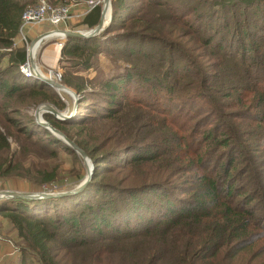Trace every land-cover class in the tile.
I'll return each instance as SVG.
<instances>
[{
  "label": "trees",
  "instance_id": "16d2710c",
  "mask_svg": "<svg viewBox=\"0 0 264 264\" xmlns=\"http://www.w3.org/2000/svg\"><path fill=\"white\" fill-rule=\"evenodd\" d=\"M110 5L98 35L67 36L60 51L73 118L42 114L90 160V179L74 194L0 200L17 238L5 264H264V0ZM28 6L0 0V179L56 185L61 152L75 188L82 157L31 113L67 106L20 70ZM101 12L74 27L93 29ZM101 57L112 69L86 78ZM187 106L201 117L183 121Z\"/></svg>",
  "mask_w": 264,
  "mask_h": 264
},
{
  "label": "rangeland",
  "instance_id": "374dc122",
  "mask_svg": "<svg viewBox=\"0 0 264 264\" xmlns=\"http://www.w3.org/2000/svg\"><path fill=\"white\" fill-rule=\"evenodd\" d=\"M34 2H35L34 0H29V5L33 6ZM85 32H87V30H85ZM89 32L90 31H88L87 33H89ZM45 41L41 45V48L46 43L54 42V41H56V39L55 38H50V39H46ZM40 51H41V49H40ZM39 57H40L39 54H37L36 55V59H35V62H36L37 65L40 64ZM48 62H49L50 65H53V62L51 60H48ZM3 63H4V65H6L7 61L5 60ZM39 66H40V69L43 71L44 69L41 67V65H39ZM57 66H58V64L56 65V67ZM59 66H60V64H59ZM112 66L113 65L111 63V60H109V58L101 57L100 58V65H99V68L97 69V71H93L92 69L89 70L86 73V78H92L98 72H99V74H105V73H107V71L112 69ZM37 75H39V74H34L31 77H35L36 79H38ZM62 75H63V73H62ZM26 77H28V76H26ZM60 84L62 85V83H60ZM62 86H63V88L69 90L70 92H72V93L74 92L69 87H65L64 85H62ZM53 89H55V88H53ZM64 91L65 90H63V91L60 90V93L57 92V91L56 92L59 94V96L62 98V100L66 102L67 109H65L63 111H58V110H56L54 108L60 115L64 116V117L63 116L62 117L61 116L58 117L59 119H62V120L63 119L73 118V116L75 114V109L77 107V101L73 98V96L65 93ZM41 107H42V105L37 107L33 111H31V113L33 114V117L35 119H37V117H38V118L42 119L43 122H46V121H44V119L42 117L41 111H39V109ZM179 113H180L181 119L183 121H191L192 118H194V117H196V118H200L201 117L200 113L197 110H195V109H193V108H191L189 106H187L186 109H184V110L182 109L181 111H179ZM208 127H209V125L207 123H205V125L203 126L202 129L203 130L204 129H208ZM83 162H84V160H83ZM52 165L58 166L59 170L61 171V174H60L61 180L56 185H45V186L42 185L41 187H35V186L31 185V184L29 185L26 182V180H15L13 182L12 181H7L6 182L5 180L0 179V184L2 186V189L4 191H7V192L29 193V194H39L40 192H44V194L45 193L47 194V193H50V192L51 193H60L61 194V193L72 191L75 184L71 185V184H67V182H66L68 180L67 177H68L69 173L73 172L76 169V166H75V164L73 162L72 156L60 152L59 153L58 164H57V162H53ZM69 189H72V190H69ZM8 242H10V244L14 247V243L17 242V238L11 233V228L9 227V225L5 221H1L0 222V264H5V263L9 262L10 258L13 256V255H11V256L8 257V255L11 254V253H5V252L2 251L3 250V248H2L3 246L2 245L8 244Z\"/></svg>",
  "mask_w": 264,
  "mask_h": 264
},
{
  "label": "built area",
  "instance_id": "2783aa9c",
  "mask_svg": "<svg viewBox=\"0 0 264 264\" xmlns=\"http://www.w3.org/2000/svg\"><path fill=\"white\" fill-rule=\"evenodd\" d=\"M33 6H28L21 16V27H20V40L23 43L24 47L27 51V61L21 65V72L31 77L34 74H39L42 78L50 81L51 83L60 84L62 79L63 70L58 66L54 69L44 68L42 71L40 66L36 64L35 59L36 55L40 54L41 49V41L43 39L55 38V45L62 49L66 40V34L58 31L51 30L46 33L44 36L40 37L34 43H31L27 37V31L30 27L37 26H49L51 28H56L67 21H69L72 17L75 18H83L86 14H88L91 10L96 7L106 8L108 4L105 0H85L83 1V8L79 13L73 12L72 8L69 5H52L48 2V0H34ZM36 45L35 51L33 52V47ZM16 47V43H15ZM61 85V84H60ZM54 88V87H53ZM63 87L55 88L57 92L60 93ZM0 184V196L4 197L5 193ZM39 194H44V192H40ZM46 194V193H45ZM53 194V193H47Z\"/></svg>",
  "mask_w": 264,
  "mask_h": 264
},
{
  "label": "crops",
  "instance_id": "0c3cea01",
  "mask_svg": "<svg viewBox=\"0 0 264 264\" xmlns=\"http://www.w3.org/2000/svg\"><path fill=\"white\" fill-rule=\"evenodd\" d=\"M83 1H85V0H48V2L50 4H52V5H69L72 8L73 12H75V13H79L81 11V9L83 8ZM105 1H107V0H105ZM108 1H109V3H111V0H108ZM101 11H102L101 12V17H102V13H105V15L107 14V17L109 16L108 8L107 9L106 8H101ZM84 17L83 18L72 17L69 21H67L66 23H64V24H62V25H60V26H58L56 28H51V27L45 26V25H43V26L34 25V26H32V27H30L28 29L27 37H28V39H29V41L31 43H34L40 37L44 36L46 33H48L51 30L62 32V33H66V32L87 33L88 31L91 32L92 29L88 30L84 26L74 27V26L80 24L82 22V20L84 19ZM101 17H100V21H101ZM100 21H99V23H100ZM85 30H87V32H85ZM44 41H45V39H43L41 41V45L43 44ZM17 47L18 48L24 47L23 43L20 40V37L16 40V48ZM35 48H36V45L33 47V52H34ZM60 51H61V49H59L55 45L54 42L46 43L41 48V51H40V54H39V56H40L39 57V59H40V61H39L40 64L39 65H41L44 68H50V69L56 68V65L59 64V60H60ZM48 60H51L53 62V65H50ZM2 246H3L2 247L3 248V250H2L3 252L11 253V254L8 255V257L11 256V255H14L15 251L13 249V246L10 244V242H8V244H4Z\"/></svg>",
  "mask_w": 264,
  "mask_h": 264
},
{
  "label": "water",
  "instance_id": "95a60500",
  "mask_svg": "<svg viewBox=\"0 0 264 264\" xmlns=\"http://www.w3.org/2000/svg\"><path fill=\"white\" fill-rule=\"evenodd\" d=\"M108 6V10H109V16H108V20L107 22H104V18H105V13H102V17H101V21L100 23L89 33H80V32H66V37L67 36H76V37H80V38H90L93 36L98 35L105 26H107V24L110 21V17H111V6L109 1H106ZM38 79L45 82L46 84L50 85L51 87L54 88H60L63 87L60 84H55V83H51L50 81L42 78L40 75H37ZM69 91V90H68ZM71 95L73 96V98L77 101V95L73 92H71ZM39 111H41V113H50L52 114L54 117L58 118L59 116H63L60 115L54 108H52L51 106H45L42 105V107L39 109ZM64 117V116H63ZM59 119V118H58ZM37 123L39 125H41L42 127H44L45 129H47L50 133H52L53 135H55L56 137H58L60 140H62L65 144H67L69 147L73 148L84 160V164L86 167V176L84 178V180L77 185L72 191L69 192H65V193H53V194H29V193H14V192H6L4 197L0 196V200L3 199H12V198H31V199H36V198H50V197H56V196H62V195H69V194H74L76 192H78L79 190H81L89 181L90 179V175H91V170H92V163L90 162V160L85 156V154L79 150L76 146L73 145L72 142H70L66 137H64L63 135H61L58 131H56L53 127H51L50 124H48L47 122H43L42 119L38 118L36 119Z\"/></svg>",
  "mask_w": 264,
  "mask_h": 264
},
{
  "label": "bare ground",
  "instance_id": "6f19581e",
  "mask_svg": "<svg viewBox=\"0 0 264 264\" xmlns=\"http://www.w3.org/2000/svg\"><path fill=\"white\" fill-rule=\"evenodd\" d=\"M108 12H109V11H108ZM106 13H107V12H106ZM106 17H107V14L105 15L104 22H107V20H108V17H107V18H106ZM63 90H65V91H64L65 93L71 95V92L68 91L67 89L63 88L62 91H63Z\"/></svg>",
  "mask_w": 264,
  "mask_h": 264
}]
</instances>
